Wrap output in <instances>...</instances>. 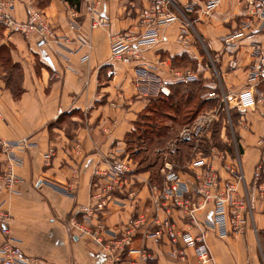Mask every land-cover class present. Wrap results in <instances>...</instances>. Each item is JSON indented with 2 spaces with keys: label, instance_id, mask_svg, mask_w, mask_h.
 <instances>
[{
  "label": "crops",
  "instance_id": "obj_1",
  "mask_svg": "<svg viewBox=\"0 0 264 264\" xmlns=\"http://www.w3.org/2000/svg\"><path fill=\"white\" fill-rule=\"evenodd\" d=\"M152 1L102 0L97 11L108 25L92 28L88 0H15L16 20L26 19L28 4L32 3L43 12L54 33L69 40L67 44L41 43L7 33L0 38V45L9 48L11 63L21 68L22 89L15 99L0 78V139H26L33 145L17 152L21 164L15 173L21 184L16 195L0 192V205L8 212L10 235L29 261L198 264L192 249L179 238L172 242L162 223L167 220L172 224L173 232L197 235L199 231L178 207L169 206L170 214L166 215L151 202L153 188L163 187V167L156 183L148 171L140 172L131 158L127 185L114 193L106 207L90 213L92 224L100 221L116 235L117 242L112 241L111 234L103 236L110 247H118L116 251H103L88 235L78 237L72 227L83 217L82 209L95 206L91 199L98 179L95 173L107 169L113 157H128L126 137L151 103L163 95L160 87L170 92L181 83L171 70L192 69L197 77L192 85L199 83L205 88L202 100H212L220 92L221 100L225 97L227 106H232L234 97L248 84L247 72L254 60L251 42L259 43L264 55V31L234 44L223 41L246 16L245 0H220L206 15L203 11L208 0H171L177 20L159 30L157 44L143 50L138 59L127 55L111 59L112 38L144 31ZM263 85L257 87L260 94H264ZM227 109L232 112L231 107ZM238 113L231 124L233 151H237L234 157L244 177L237 187V199L246 207L240 215L242 224L235 228L230 219L226 237L207 234L210 264H264V105ZM198 153L194 158L200 157ZM206 156L223 188L228 176L222 163ZM189 162L177 171L189 196L197 199L200 171L188 167ZM41 180L70 185L72 197ZM211 209L209 201L198 216L209 217ZM141 216L144 223L137 222ZM153 219L161 224L153 223ZM129 230L130 242L123 245L119 240ZM2 241L0 233V245Z\"/></svg>",
  "mask_w": 264,
  "mask_h": 264
},
{
  "label": "built area",
  "instance_id": "obj_2",
  "mask_svg": "<svg viewBox=\"0 0 264 264\" xmlns=\"http://www.w3.org/2000/svg\"><path fill=\"white\" fill-rule=\"evenodd\" d=\"M91 9L90 15L92 19V28L106 27L107 20L100 15L97 8L102 4V0H88ZM220 0H208L205 4L203 13L206 15L211 12ZM247 5V14L240 25L233 29L223 38L226 44H234V42L253 39L259 33L264 31V0H245ZM173 3L171 0H153L149 6L147 13L149 23L144 31L136 36H117L110 41V58L119 59L123 56H131L138 59L140 53L154 46L159 42V30L169 26L177 20V16L171 10ZM15 0H0V25L7 34H19L25 38L34 39L41 43L67 44L69 40L66 37H58L48 24L43 12L35 7L32 3L28 4L26 19L18 21L14 18ZM144 16V15H143ZM190 24L186 23V26ZM251 57L254 59L248 68L247 86L234 97L233 106L239 112L253 109L257 104L264 105V94H260L257 87L264 82V55L259 43L251 42ZM263 65V67H262ZM171 75L180 82H192L196 80V74L192 69H175L171 70ZM264 86V85H263ZM159 91L165 95H169L167 87H160ZM213 98V95H206ZM221 103L225 107L226 98L223 97ZM229 104V103H228ZM225 110V109H224ZM229 109H226L227 112ZM218 110L213 112H205L197 117L195 122L196 135L203 131L202 123L212 121L217 117ZM229 115L226 117L228 122ZM224 123V122H223ZM230 133L234 136V129L230 124ZM193 129V127H192ZM194 131L183 129L180 133L179 141L182 143L190 140L194 136ZM233 146H235V138H232ZM33 145L26 139L19 141H5L0 139V163L2 171L0 174V192L8 195H16L21 180L15 173V169L20 166L21 159L17 155L18 151H25ZM213 148L209 156L217 158L222 163V169L227 174V185L221 188L218 173L207 161V156L198 153L199 158L190 160L188 167L198 169L200 172L197 176L199 182V197L197 199L189 196L186 184L181 180L178 171L173 164L165 161L163 166L164 184L163 187L155 190L152 195L151 202L155 208L161 207L166 215H169V206L178 207L184 213V217L188 219L190 225L196 228L199 233L192 235L189 232H173L172 224L167 220L163 221V229L168 231L171 241L175 242L178 238L186 247L192 249L194 257L198 264H210L212 261L209 246L206 243V236L209 232H214L218 238H224L229 233L230 219L233 220L235 228L243 223L240 218L241 212L244 211L246 204L244 201L237 199V187L244 182L242 171L237 164V160L231 158L227 152L214 151ZM236 151V150H235ZM237 155V151H236ZM48 155H46L47 158ZM109 166L103 171L95 173L98 178L96 188L91 197L95 203L92 206L82 209L80 221L72 223L76 234L81 237L88 235L90 239L100 249L105 252L116 251L114 245L110 247L105 242L103 236L111 234L112 241L117 242L116 235L110 233L107 227L96 221L92 224L89 215L93 210H99L106 207L113 201L115 192L123 189L127 185V177L131 171V160L128 157L122 159L114 158L108 162ZM40 183L50 186L59 193L72 197L70 185H62L53 181L41 180ZM212 203V209L209 217H199L198 212L202 211L207 202ZM8 220V212L1 209L0 205V233L3 241L0 245V264H37L36 261H29L24 258L18 241L10 235L6 227ZM139 223L145 222V217H139ZM153 223H158L157 219H153ZM132 230L127 231L123 239L119 240L123 245L129 244ZM147 237H150L147 236Z\"/></svg>",
  "mask_w": 264,
  "mask_h": 264
},
{
  "label": "rangeland",
  "instance_id": "obj_3",
  "mask_svg": "<svg viewBox=\"0 0 264 264\" xmlns=\"http://www.w3.org/2000/svg\"><path fill=\"white\" fill-rule=\"evenodd\" d=\"M6 48L9 50L7 46ZM9 67L7 64L4 69L9 72ZM3 71L0 67V78L2 80L8 78V75L2 73ZM20 82L21 75H14L13 85L19 88V86L21 87ZM215 95L213 99L216 100H210L209 103H205L202 107L196 105L199 97L197 96L195 100L190 102L189 106L181 108L176 113H173L167 105L161 106L160 110L162 112L158 111L159 115H152V108L149 109L147 111L149 116L143 115L139 117L137 131L127 139L128 144L125 151L129 159L133 158L138 169H144L142 172L147 170L149 173H153L160 172L165 161L172 163L176 170H181L185 166L186 158H188V161L189 158L191 160L197 152L203 155L210 154L213 148L216 149L214 151L227 152L234 157L235 151H233L232 143L234 136L232 137L229 126L232 122H236L239 111L233 106L234 101L231 104L232 106L225 107L224 103H221V93L218 92ZM157 107L159 106L157 105ZM228 107H231L232 112H228L229 119L226 122L228 115L225 110ZM217 110V117L210 122L202 123L203 131L196 135L195 122L197 117L205 112H215ZM183 129L194 131V136L184 143L179 141L180 133ZM138 135L139 138H137ZM184 144L188 147L190 146V149L183 146ZM133 151L136 152L132 154Z\"/></svg>",
  "mask_w": 264,
  "mask_h": 264
},
{
  "label": "trees",
  "instance_id": "obj_4",
  "mask_svg": "<svg viewBox=\"0 0 264 264\" xmlns=\"http://www.w3.org/2000/svg\"><path fill=\"white\" fill-rule=\"evenodd\" d=\"M37 5H39V4H37ZM3 33H4V29L0 25V37L3 35ZM181 62H183V61H181ZM7 64L10 66L9 72H7L4 69V68H6ZM0 67L4 70L2 73H5L6 75H8V78L3 79L5 87L11 92V94L13 95V98L17 99L20 96L22 89L20 86L18 88V86L16 87V85H13V77H14V75L15 76L21 75V68L19 65L11 63L10 58H9V50L6 48L5 45H0ZM192 83H194V82L178 83L175 87L171 88V91H170L168 96L159 95L158 99L156 101H154L153 103H151V105L149 106L147 111H149V109L152 108L151 114L152 115H154V114L159 115L160 114L159 112H162V110H160L161 106L164 107L167 105V107L169 109H171V111L173 113H176V112H178V110H181V108L189 106L190 102L195 100L197 98V96H199V97H198V101H197L196 105L202 107V105L204 106L205 103L206 104H207V102L209 103L210 100L205 101V100H202L200 98V95L205 90V88L201 87V84H199V83L196 85H192ZM188 84H191V86ZM193 88H195V89L193 90ZM212 100H216V99H212ZM157 105L159 107H157ZM203 111H205V110H203ZM148 114H149V112L147 114H145V116H149ZM164 114H166V113H164ZM137 125H138V120L134 124V131L127 135L126 140L129 139L134 134L135 131H137V129H138ZM137 138H139V135L137 136ZM127 144H128V140H127ZM183 146H186V145L184 144ZM186 147H188V146H186ZM188 149H190V146L188 147ZM135 152L136 151H133L132 154H134ZM132 154H130V155L132 156ZM185 161L187 162L188 158H186ZM143 170L141 168L139 169L140 172H142ZM145 171H147V170H145ZM158 172L159 171L150 173V176H151V179L153 182L158 183V180H159Z\"/></svg>",
  "mask_w": 264,
  "mask_h": 264
}]
</instances>
